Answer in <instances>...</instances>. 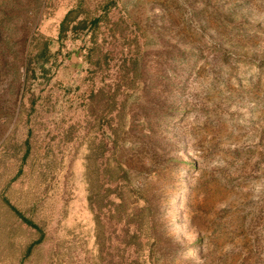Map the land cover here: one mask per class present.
I'll use <instances>...</instances> for the list:
<instances>
[{
    "label": "rangeland",
    "instance_id": "obj_1",
    "mask_svg": "<svg viewBox=\"0 0 264 264\" xmlns=\"http://www.w3.org/2000/svg\"><path fill=\"white\" fill-rule=\"evenodd\" d=\"M69 11L111 72L60 114ZM0 264H264V0H0Z\"/></svg>",
    "mask_w": 264,
    "mask_h": 264
},
{
    "label": "trees",
    "instance_id": "obj_2",
    "mask_svg": "<svg viewBox=\"0 0 264 264\" xmlns=\"http://www.w3.org/2000/svg\"><path fill=\"white\" fill-rule=\"evenodd\" d=\"M70 13V11L67 12L60 21V29L56 38L58 50L64 58H70L73 49L78 50L80 48L81 67L73 73L70 81L64 84L63 95L58 103L60 114L78 109L85 101L86 94L90 90L97 89L98 85L96 82L107 77L110 68V61L107 59L105 62L101 60L97 55L96 48L92 45V40L94 39V36L92 38V32L96 33L94 30L99 26L100 17L92 22V26L88 24L89 27H86L87 25L77 21V18H70L71 21H69ZM66 41H71L70 49L67 48L68 50L64 48ZM51 42L52 40L47 38L44 45L36 46L31 44L30 46L27 55V68L31 67L36 79L35 82L31 80V84L48 80L46 72L50 71L49 61L51 55L47 48ZM17 215L40 234L39 239L29 247L31 249L33 245L40 243L42 232L29 219H25L19 213Z\"/></svg>",
    "mask_w": 264,
    "mask_h": 264
},
{
    "label": "crops",
    "instance_id": "obj_3",
    "mask_svg": "<svg viewBox=\"0 0 264 264\" xmlns=\"http://www.w3.org/2000/svg\"><path fill=\"white\" fill-rule=\"evenodd\" d=\"M59 26H60V25H59ZM59 26H58V27H59ZM67 81L69 82V79H67ZM67 81H66V82H67ZM84 200H85V199H84ZM75 202H83V201L79 200V201H75Z\"/></svg>",
    "mask_w": 264,
    "mask_h": 264
},
{
    "label": "built area",
    "instance_id": "obj_4",
    "mask_svg": "<svg viewBox=\"0 0 264 264\" xmlns=\"http://www.w3.org/2000/svg\"><path fill=\"white\" fill-rule=\"evenodd\" d=\"M111 72V70L108 71V73Z\"/></svg>",
    "mask_w": 264,
    "mask_h": 264
}]
</instances>
